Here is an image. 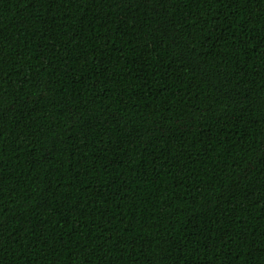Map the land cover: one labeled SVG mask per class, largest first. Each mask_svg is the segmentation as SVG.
I'll list each match as a JSON object with an SVG mask.
<instances>
[{
  "label": "trees",
  "instance_id": "trees-1",
  "mask_svg": "<svg viewBox=\"0 0 264 264\" xmlns=\"http://www.w3.org/2000/svg\"><path fill=\"white\" fill-rule=\"evenodd\" d=\"M0 264H264V0H0Z\"/></svg>",
  "mask_w": 264,
  "mask_h": 264
}]
</instances>
